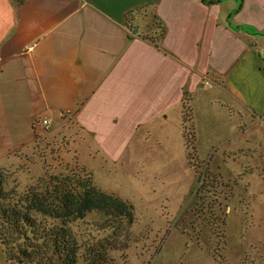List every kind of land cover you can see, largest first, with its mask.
I'll return each mask as SVG.
<instances>
[{
	"label": "crops",
	"instance_id": "obj_1",
	"mask_svg": "<svg viewBox=\"0 0 264 264\" xmlns=\"http://www.w3.org/2000/svg\"><path fill=\"white\" fill-rule=\"evenodd\" d=\"M139 8L164 49L131 31ZM185 89L264 143V0H0V167L30 172L40 148L68 161L44 119L122 159L140 129L183 118Z\"/></svg>",
	"mask_w": 264,
	"mask_h": 264
},
{
	"label": "rangeland",
	"instance_id": "obj_2",
	"mask_svg": "<svg viewBox=\"0 0 264 264\" xmlns=\"http://www.w3.org/2000/svg\"><path fill=\"white\" fill-rule=\"evenodd\" d=\"M134 21L144 33L156 30L148 12L135 14ZM192 103L194 159L188 155L180 116L157 121L161 127L140 129L123 158L114 162L106 161L90 136L79 138L73 130L61 127L57 131L50 126L46 140H56L68 161L57 162L51 157L52 149L47 154L40 148L38 157L44 159L30 172L17 163L12 170L21 171L14 173L9 186L16 178L24 190L43 175L45 166L50 173L87 169L97 187L130 201L135 208L136 219L126 238L130 247L111 252L114 264H264V143L260 133L245 130L242 122L238 124V113L222 104H206L201 98ZM54 126L58 128L57 121ZM75 138L77 143L69 144L67 151L66 142ZM206 171L212 178L204 176ZM101 219L91 213L85 220ZM79 264H86L82 255Z\"/></svg>",
	"mask_w": 264,
	"mask_h": 264
},
{
	"label": "trees",
	"instance_id": "obj_3",
	"mask_svg": "<svg viewBox=\"0 0 264 264\" xmlns=\"http://www.w3.org/2000/svg\"><path fill=\"white\" fill-rule=\"evenodd\" d=\"M205 1L213 3L219 0ZM139 12H148L152 16L157 26L153 33L152 30L144 33L141 25L135 24L134 16ZM129 18L133 34L164 49L162 41L166 26L154 9L139 8L129 12ZM184 93V137L189 158L194 159L193 153L197 148L193 99L188 90L185 89ZM50 154L59 162V156H55L53 150ZM17 171L0 167V245L5 262L79 264L82 255L86 264H114L111 252L125 251L130 247L126 238L136 219L134 205L97 187L87 169L66 168L50 173L45 166L43 175L24 190L19 189L16 178L9 186ZM204 176L212 178L208 171ZM203 189L204 184L200 185L198 196ZM91 213L101 215L102 219L86 221ZM101 232L107 234L97 236Z\"/></svg>",
	"mask_w": 264,
	"mask_h": 264
},
{
	"label": "built area",
	"instance_id": "obj_4",
	"mask_svg": "<svg viewBox=\"0 0 264 264\" xmlns=\"http://www.w3.org/2000/svg\"><path fill=\"white\" fill-rule=\"evenodd\" d=\"M42 123L44 124V126H45L46 128H49V127H50V124H51V122H50L48 119H44V120H42Z\"/></svg>",
	"mask_w": 264,
	"mask_h": 264
}]
</instances>
